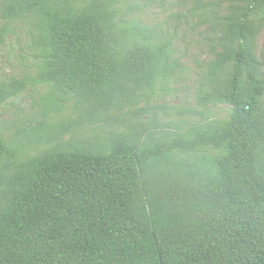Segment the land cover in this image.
Wrapping results in <instances>:
<instances>
[{
    "label": "trees",
    "instance_id": "trees-1",
    "mask_svg": "<svg viewBox=\"0 0 264 264\" xmlns=\"http://www.w3.org/2000/svg\"><path fill=\"white\" fill-rule=\"evenodd\" d=\"M25 16L32 85L50 87L45 109L71 98L80 116L23 132L12 149L0 140V264H264V80L245 22L236 21L237 47L217 63H233L226 93L201 96L204 106L230 104V118L158 137L136 123L21 160L26 146L58 140L85 118L149 101L173 65L169 43L130 28L108 3L83 0L7 7L0 49ZM26 87L0 80V106Z\"/></svg>",
    "mask_w": 264,
    "mask_h": 264
},
{
    "label": "rangeland",
    "instance_id": "rangeland-1",
    "mask_svg": "<svg viewBox=\"0 0 264 264\" xmlns=\"http://www.w3.org/2000/svg\"><path fill=\"white\" fill-rule=\"evenodd\" d=\"M25 0H0V27L3 12L9 6H19ZM108 3L118 19L129 21L144 29V36L155 43H169L173 51L170 74L155 88L149 101L113 110L107 115L85 118L83 122L65 130L58 140L43 141L26 146L21 160L42 155L51 146L75 140H100L112 133L128 132L133 124H144L155 137L160 132L185 131L191 124H202L215 119H228L235 112L228 103L204 106L205 93L224 94L231 78L233 63L217 67L222 56L233 52L238 43L232 41L237 31L236 21L243 20L249 32L254 52L261 63L259 79L264 80V0L256 10L248 13L251 0H83ZM32 20L25 16L9 27L0 49V80L24 81L27 87L16 98L0 106V140L9 149L25 141L23 132L32 133L41 124L50 127L73 121L80 116L75 100L69 99L45 109L43 99L47 85H32L37 74V61L29 48ZM241 89L245 96L252 94L247 76ZM264 101V94H263ZM6 162V160H5Z\"/></svg>",
    "mask_w": 264,
    "mask_h": 264
}]
</instances>
